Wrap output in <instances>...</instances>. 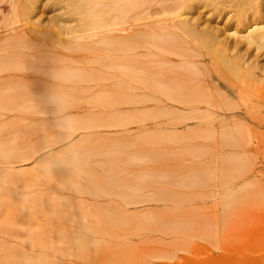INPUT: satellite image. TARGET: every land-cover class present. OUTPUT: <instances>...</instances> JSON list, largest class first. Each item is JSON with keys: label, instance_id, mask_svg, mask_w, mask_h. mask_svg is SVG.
I'll return each instance as SVG.
<instances>
[{"label": "rangeland", "instance_id": "1", "mask_svg": "<svg viewBox=\"0 0 264 264\" xmlns=\"http://www.w3.org/2000/svg\"><path fill=\"white\" fill-rule=\"evenodd\" d=\"M129 1L0 0V264H264V124L185 79L189 44L147 40L167 1ZM179 78L204 103L160 93Z\"/></svg>", "mask_w": 264, "mask_h": 264}, {"label": "bare ground", "instance_id": "2", "mask_svg": "<svg viewBox=\"0 0 264 264\" xmlns=\"http://www.w3.org/2000/svg\"><path fill=\"white\" fill-rule=\"evenodd\" d=\"M108 1H109L108 3L112 4L114 1L117 2L119 0H108ZM165 1H167L169 4L166 5L167 3ZM165 1H164V5L166 6L162 7V14L168 17L169 22H165V23L168 24L169 26L168 27L165 26V28L161 29V32L166 30L165 33L163 34L161 32H155V31L152 32L153 33L152 35L156 36V38L154 37V39H147V40H173L174 44H179L181 45V47H183V45L185 46L187 45L186 46V48L188 47L187 49L192 50L193 48L195 51L194 50L192 51L189 50V51L190 52L194 51L195 54L197 51V56L196 55L195 56L198 57L199 59L202 58L201 60L205 64V67L203 71L202 70L200 71L201 74L198 71V68H194L193 70H190L187 66L182 67L184 72H186L185 79H187L190 82L193 81V83L196 84V81L198 82V80H195L197 78V75L198 76L204 75L205 77V79L203 77L204 84L206 83L213 84L215 88H220V89L223 88L226 92L224 93V95L225 96L227 95V97L230 99L229 100L230 102H228V100L223 102V107H222L223 109L221 108L222 106L221 101L220 102L219 100L217 101L219 103L218 105H220L219 107L223 110V112L227 113L226 117L239 118L241 121L246 122L250 125L254 123L264 124V0H174L172 1L171 4H170L171 2L170 0H165ZM126 2L128 3V1ZM137 2L136 0H134V2L133 0H130L129 4L136 5ZM88 5H90L92 8L95 4L91 3ZM17 6L18 9L17 8L16 9L19 10V12H17L19 14L20 10L22 11V8L19 9L20 5ZM102 6H105V4ZM100 9L99 10L97 9L96 10L97 13L95 12V14H100L99 13L101 11ZM205 9L207 10V14L210 15L212 20L211 18L209 19L205 18L201 20L200 14H198L197 17H194L193 12H195L196 10H205ZM126 10L127 9H125V11ZM91 11L92 10H90V12ZM114 11H110V12H113L112 14L113 17L115 18L122 19L125 16L124 10L119 12L116 11V14ZM101 13L104 12L101 11ZM107 13H109L108 10ZM93 15L92 14L86 15L85 25L89 30L90 29L92 30L94 28L97 29L103 26V24L102 26L100 25L101 18L98 19V17L97 18L95 17L97 15L94 16ZM219 18L226 20L222 27L216 29L213 26H211V23ZM138 33L141 32L139 31ZM138 33L136 32L132 34L133 35L135 34L137 37L143 40L149 34V32L143 33V31L141 34ZM112 36L110 37V39L112 38L114 40V38H117L118 35L117 36L112 35ZM122 37L124 38L125 36L121 35L118 37V39ZM131 37L129 35V39H131ZM88 38L89 40H99L98 42L107 39L105 37L99 38L97 36H91ZM125 39H127V36L125 37ZM188 44L192 48L191 47L189 48ZM178 53H177L178 57L179 55H181L180 58H182L184 54L186 55L184 48H182V51ZM191 54L190 55L188 54L187 56L193 57V59H191L193 61L191 60L190 61L193 63L192 65H194L195 62L194 59H196V57L193 56V53ZM199 54L200 56H198ZM183 61H184L183 64H188L187 61H186L187 63H185V60ZM190 61L189 64H191ZM190 72L194 75L193 76L195 77L194 79L191 78L192 76L190 77L187 76V74ZM179 73L181 74L180 71ZM180 79L181 78H179V80ZM182 80L184 81V79L182 78L181 81L173 82L175 88L174 90H169L168 88L162 89L160 93L164 94L166 97H168V99L169 98L172 99V101L180 102V105L181 103L182 105L184 104L185 106H187V108H189L188 104H191L190 107L197 105L196 103L201 104L203 100H199V98L201 99L205 97L203 93H200L202 91L199 92L193 86L188 85L191 83L187 82L188 83L187 84L186 81H184L185 82L184 83ZM199 81L202 82V79H199ZM146 82L147 85L151 84V82L149 83V81ZM186 86H189L188 89H186L187 88ZM223 98L225 100V97ZM193 103H195V105ZM191 109H193V107H191ZM231 131L232 132H229V130L224 133L222 132L223 135L221 136L235 137L234 131L232 129ZM252 140L253 139H251L249 142L250 147L248 149L245 145L244 146L241 145L242 148L246 147V149L249 152L256 151V153L259 149L261 148L264 149L263 147L260 148L259 145L253 146ZM236 146L238 147L239 145L235 144V148H237ZM7 175L6 177H4L5 179L3 178L4 180L7 181V183L10 182L13 183L14 181H16V179L17 181H19L18 180L19 176H12V174H10V176ZM3 176L0 175L1 180H3L2 179Z\"/></svg>", "mask_w": 264, "mask_h": 264}]
</instances>
